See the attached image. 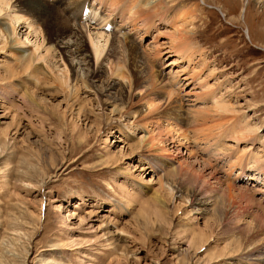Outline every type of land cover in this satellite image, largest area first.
<instances>
[{"label": "rangeland", "instance_id": "obj_1", "mask_svg": "<svg viewBox=\"0 0 264 264\" xmlns=\"http://www.w3.org/2000/svg\"><path fill=\"white\" fill-rule=\"evenodd\" d=\"M263 1L162 0L170 24L155 17V27L129 35L125 52L114 46L122 78L106 66L92 79L66 57L90 81L73 104L39 74V85L17 79L19 69L9 77L11 55L0 52V264H264ZM35 15L48 38L65 36L61 8ZM155 74L189 86L166 116L147 117L141 88L129 98L125 87H147ZM171 141L179 148L166 154ZM201 193L208 204L198 207Z\"/></svg>", "mask_w": 264, "mask_h": 264}, {"label": "bare ground", "instance_id": "obj_2", "mask_svg": "<svg viewBox=\"0 0 264 264\" xmlns=\"http://www.w3.org/2000/svg\"><path fill=\"white\" fill-rule=\"evenodd\" d=\"M89 1L92 4L89 5L88 0H37L34 2V5H32L38 7L42 13L46 14L48 13V10L52 8H61V10L65 12V19L67 21L65 25L67 28L64 32L65 36L67 34L70 35L67 37L68 41H64L65 36H63V34L60 36L57 35L54 39H50L46 36L44 29H41V25L39 24L35 15L41 13L40 11H33L30 9L32 6L28 4L21 6L19 4L20 0H0V52L3 54L8 50V53L12 58V62L10 63L11 65L9 64L10 66H4L5 70H8V76L14 77L15 69H19L20 74L18 75L17 79L20 76H23L21 77L22 81L23 79L25 81L34 80L35 84L39 85V79L36 77L39 74L43 79L52 83H58L61 87H64L66 99L69 103L73 104V100L75 101L79 86H83L84 88L88 89L89 86L87 84L90 81L83 79L82 82L81 77L75 73L73 64L67 63L66 57L71 58L72 60L78 59V66L86 67V70L92 71V79L96 78V74L99 69H102L106 66L107 71L110 72L111 79H113L115 76L117 79H119L120 77L122 78L121 72L123 71V67L113 61L115 56L111 58L112 53L115 52L114 46L116 45L119 50L125 52L129 35L135 32H142L143 30L146 33L147 28H150V26L151 28L155 27V20H153L155 17L158 18V25H167L171 22L169 17L170 15L167 13H164L163 15L160 14V10L165 8L162 0H157L154 3H150V0ZM49 2L50 4H55V6L53 5L54 7H51ZM28 9L30 11H28ZM149 11H152L151 16L148 14ZM116 19H119V22L123 24L114 26V21ZM89 22H94L96 24L94 26L93 23V27L89 28L88 25H86ZM26 29L28 32H26ZM127 29L128 32H125ZM23 35H25L24 40H22ZM154 44L155 48H158V46L163 43L157 44V41L155 40ZM174 53L177 57L175 60L181 59L180 57H183L184 55V53H180L179 49H176ZM186 53L184 57L187 59L190 54ZM57 55L61 60H64L62 63L60 62L63 68L61 70L59 69V72H57L58 74H55L53 68L56 66L55 62ZM175 60L172 61L170 66L176 64ZM57 61H59V59ZM125 73L126 75L128 74L127 72ZM194 73L195 72L190 75L192 78L195 76ZM147 78L149 79L148 75ZM151 78L152 79L150 81L152 83H146L147 85L150 84L147 87H143V85H135L134 82L131 83L132 81H129L128 85L125 87L126 94L130 98L131 95H135L137 89L141 88V91L139 90L140 92H137L142 97V101L144 100L143 106L145 110L141 113L146 114L147 117L153 115V113L154 115L166 116V114L169 112V107L174 100L173 98L177 95L179 88H187L189 83H183L181 87L175 89L173 88L175 87V85H173L174 78H172L171 82L165 81V79H163L160 74L159 76H156L155 74V76H152ZM183 80L189 81V77L186 76L183 78ZM13 81L15 80L11 79L4 83ZM22 83V89L26 98L29 100V104H35L34 98L28 92V87L25 85V82ZM113 83L115 82L113 81ZM116 85L117 84H112L108 86V89L114 90ZM166 86L167 95L165 101L159 106L157 105L158 103H155L154 99L156 95H158L160 91L164 90ZM182 90L179 91L182 92ZM186 94L188 93L186 92ZM220 100L217 99L213 103L218 109L222 110V108H225V106L222 108L220 107L222 103ZM215 110L218 111L216 108ZM158 135H160V133ZM147 138L148 137H145L144 135L141 137L139 141L141 148L145 147ZM236 141H238V139H236ZM167 147V149H164V152L169 154L171 150L172 153L173 150L178 149L179 144L171 141L170 145ZM250 149L251 147H249L247 150L250 151ZM157 151L158 150L155 149V152ZM152 156L155 157L156 154L153 153L151 157ZM149 162L150 163L148 164H152L154 168H157V166L160 164L159 161L154 163L152 159H150ZM171 162H174L173 157L168 159L167 164H171ZM152 165L151 168H153ZM151 193V201H154V203H157L160 206H164V201L158 194L159 192L157 193V191H151ZM207 199V195L201 193L198 199V207L207 205ZM193 214H197V212H194Z\"/></svg>", "mask_w": 264, "mask_h": 264}]
</instances>
